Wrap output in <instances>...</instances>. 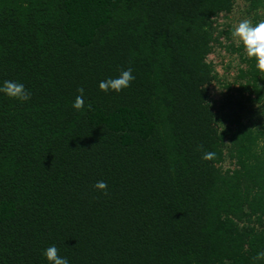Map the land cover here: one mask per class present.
<instances>
[{"label": "trees", "instance_id": "1", "mask_svg": "<svg viewBox=\"0 0 264 264\" xmlns=\"http://www.w3.org/2000/svg\"><path fill=\"white\" fill-rule=\"evenodd\" d=\"M233 4L0 0V85L31 93H0V264H49L52 245L69 264H264V74L242 45L234 94L210 96Z\"/></svg>", "mask_w": 264, "mask_h": 264}, {"label": "clouds", "instance_id": "2", "mask_svg": "<svg viewBox=\"0 0 264 264\" xmlns=\"http://www.w3.org/2000/svg\"><path fill=\"white\" fill-rule=\"evenodd\" d=\"M232 38L239 45L243 46L246 56L250 59H255L256 68L264 74V20L253 24L250 20H241L235 25L232 33ZM135 79L132 74V69L128 68L122 70L118 77L108 78L99 83V89L105 93L113 91L116 93L130 87L131 82ZM79 95L76 96L72 107L76 110H82L84 108V88L77 89ZM0 93H4L9 98L18 100L20 102L28 101L31 98V93L26 90L23 83L6 80L0 85ZM89 109L91 105L88 106ZM203 146H198L199 151ZM215 157L214 152H205L202 156L204 160H211ZM96 190L102 191L107 194V183L103 180L97 181L94 186ZM43 255L49 261V264H69L66 257H61L58 254V249L55 245L48 247ZM253 261L264 260V251H260L254 256Z\"/></svg>", "mask_w": 264, "mask_h": 264}, {"label": "rangeland", "instance_id": "3", "mask_svg": "<svg viewBox=\"0 0 264 264\" xmlns=\"http://www.w3.org/2000/svg\"><path fill=\"white\" fill-rule=\"evenodd\" d=\"M250 2L251 0H234L232 9L229 12L221 13L216 19L217 29L213 35L215 45L207 56L215 66L219 78L214 80L210 87V96L217 110L221 103L231 96L230 94H234L235 79L239 68L243 66L238 55L240 45L233 40L231 35L235 25L244 19H248L252 23L255 22L254 18L257 23L264 20V7L259 6L257 9H249ZM255 14L262 16L257 18ZM218 41H220V45L216 44ZM230 106L235 107L233 103ZM229 107L225 108V112L231 111ZM227 121L224 123L225 126L230 125V122ZM226 144L228 146L227 141ZM221 156L223 158V169H225L229 165L227 147L223 148Z\"/></svg>", "mask_w": 264, "mask_h": 264}]
</instances>
